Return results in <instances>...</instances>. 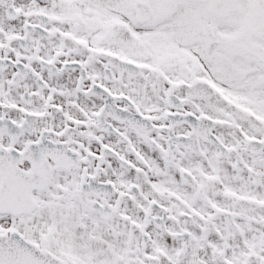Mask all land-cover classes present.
Returning a JSON list of instances; mask_svg holds the SVG:
<instances>
[{"label":"snow or ice","instance_id":"6c2138e0","mask_svg":"<svg viewBox=\"0 0 264 264\" xmlns=\"http://www.w3.org/2000/svg\"><path fill=\"white\" fill-rule=\"evenodd\" d=\"M0 264H264V0H0Z\"/></svg>","mask_w":264,"mask_h":264}]
</instances>
